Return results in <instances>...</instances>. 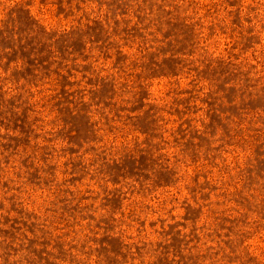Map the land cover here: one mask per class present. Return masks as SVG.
I'll use <instances>...</instances> for the list:
<instances>
[{
	"label": "rangeland",
	"instance_id": "1",
	"mask_svg": "<svg viewBox=\"0 0 264 264\" xmlns=\"http://www.w3.org/2000/svg\"><path fill=\"white\" fill-rule=\"evenodd\" d=\"M0 264H264V0H0Z\"/></svg>",
	"mask_w": 264,
	"mask_h": 264
}]
</instances>
